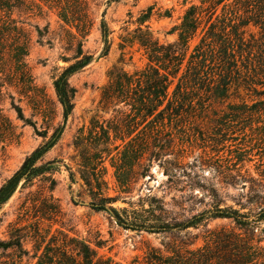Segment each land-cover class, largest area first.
<instances>
[{"label":"rangeland","instance_id":"rangeland-1","mask_svg":"<svg viewBox=\"0 0 264 264\" xmlns=\"http://www.w3.org/2000/svg\"><path fill=\"white\" fill-rule=\"evenodd\" d=\"M199 1L61 0L75 7L78 21L40 2L13 14L26 42L27 76L11 77L2 89L0 187L36 149L50 147L36 162L47 169L22 178L0 206V264H55L84 246L101 264H149L152 256L193 250L223 234L264 247V219L240 228L207 215L186 230L150 233L125 229L88 205L110 197L123 219L141 223L180 222L216 207L253 219L264 208V120L238 129L242 124L211 110L162 131L145 116L148 102H140L139 80L150 64L141 40H177L169 31ZM84 54L90 61L68 79L72 110L64 120L55 82ZM228 103L214 102L213 111Z\"/></svg>","mask_w":264,"mask_h":264},{"label":"trees","instance_id":"trees-1","mask_svg":"<svg viewBox=\"0 0 264 264\" xmlns=\"http://www.w3.org/2000/svg\"><path fill=\"white\" fill-rule=\"evenodd\" d=\"M64 1L74 6L78 3V0ZM27 2L34 7L38 5L37 2L51 8L58 6L61 8L59 15L62 19H79L77 12H74L75 7L68 10L71 6H62L61 0H0V100L4 85L12 83L11 77L16 75L24 80L27 76L23 62L26 42L21 38V27L18 26L21 21L13 17ZM150 15L149 11L143 17L149 18ZM99 28L102 35L108 33L103 19L100 20ZM173 31L178 32L177 40L165 45L153 42L149 37L141 40L150 64L142 74V80H139L144 83V95L140 102H148L145 116L152 127L159 125L163 131L166 126L169 127L172 123L176 126L184 118L200 119L202 114L211 110L230 125L242 124L238 129L253 121L264 120V0H200L198 4H191L185 10L180 24L174 25L169 32ZM193 39L197 41L191 48ZM78 54L81 55L80 43ZM90 58V55H82L66 66L55 82V92L62 106L64 120L72 110L68 79L86 65ZM214 102L230 103L221 112H215ZM2 119L0 113V120ZM158 129L156 132H160ZM156 139L154 137L152 140L153 147L158 145ZM166 141L171 142V139ZM49 147L36 149L1 185L0 206L10 197L22 178L38 175L47 169L45 163L36 165V162ZM111 200L110 197H103L90 201L88 205L95 211L110 213L117 224L125 229L150 233L186 230L207 215L230 218L240 228L264 219V208L250 219L238 210L216 207L180 222L141 223L123 219L108 205ZM101 262L100 258H95L91 250L84 246L75 255L65 251L55 264ZM147 263L264 264V247L259 246L258 242H252L250 238L223 234L217 236L212 244L193 250H173V254L166 257L152 256Z\"/></svg>","mask_w":264,"mask_h":264}]
</instances>
